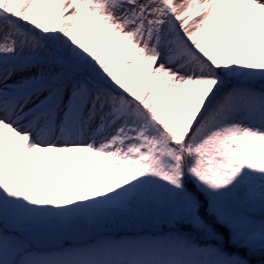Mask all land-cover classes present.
<instances>
[{"label":"snow or ice","instance_id":"1","mask_svg":"<svg viewBox=\"0 0 264 264\" xmlns=\"http://www.w3.org/2000/svg\"><path fill=\"white\" fill-rule=\"evenodd\" d=\"M0 264H264V0H0Z\"/></svg>","mask_w":264,"mask_h":264},{"label":"rangeland","instance_id":"2","mask_svg":"<svg viewBox=\"0 0 264 264\" xmlns=\"http://www.w3.org/2000/svg\"><path fill=\"white\" fill-rule=\"evenodd\" d=\"M123 233H121V235H122Z\"/></svg>","mask_w":264,"mask_h":264}]
</instances>
